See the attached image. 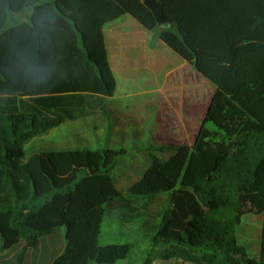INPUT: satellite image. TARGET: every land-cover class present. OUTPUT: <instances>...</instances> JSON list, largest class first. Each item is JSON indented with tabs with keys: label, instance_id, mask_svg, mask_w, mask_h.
Segmentation results:
<instances>
[{
	"label": "trees",
	"instance_id": "16d2710c",
	"mask_svg": "<svg viewBox=\"0 0 264 264\" xmlns=\"http://www.w3.org/2000/svg\"><path fill=\"white\" fill-rule=\"evenodd\" d=\"M158 1L163 25L143 0H0L1 250L65 227L51 264H115L133 245L99 246L107 208L147 210L164 192L152 243L163 248L143 264H264V0ZM124 14L214 91L193 143L148 146L150 165L122 192L113 172L124 149L26 157L24 144L66 119L110 115L116 79L103 27ZM248 213L263 214L256 257L238 242Z\"/></svg>",
	"mask_w": 264,
	"mask_h": 264
},
{
	"label": "rangeland",
	"instance_id": "374dc122",
	"mask_svg": "<svg viewBox=\"0 0 264 264\" xmlns=\"http://www.w3.org/2000/svg\"><path fill=\"white\" fill-rule=\"evenodd\" d=\"M30 14L28 10L16 14L15 19L24 21ZM109 28H114L112 35H108ZM104 31L108 36L109 57L119 55L123 61H131L130 73L125 70L116 76L114 96L107 102L110 115L102 117L98 113L66 119L26 141L24 149L26 157L40 151L124 149L126 154L119 157L113 177L117 188L125 192L150 165L148 146L193 143L214 85L152 32L141 28L129 14L106 24ZM155 154L164 160L171 152ZM167 201V193L162 192L147 210L107 208L99 246L133 245L128 256L115 264H143L151 252L154 259L158 258L163 245L153 248L152 243ZM262 223L263 214L248 213L242 216L237 229L238 242L252 257L258 254ZM10 263L6 259L4 264Z\"/></svg>",
	"mask_w": 264,
	"mask_h": 264
},
{
	"label": "crops",
	"instance_id": "0c3cea01",
	"mask_svg": "<svg viewBox=\"0 0 264 264\" xmlns=\"http://www.w3.org/2000/svg\"><path fill=\"white\" fill-rule=\"evenodd\" d=\"M124 15L120 16L118 19L111 21V22H115L119 20ZM141 28L143 27L141 26ZM144 30L147 31L146 29ZM103 32H104V40H105V45L107 49L108 60H109V63L113 71L115 79H116L117 74L122 75L125 72V70L129 71L130 73L131 61L129 59L123 61L119 55L118 56L112 55L111 57H109V50L107 47L108 36L104 31V27H103ZM113 33H114V28H109L108 35H112ZM118 33L120 32L118 31ZM110 98L107 99V102ZM56 231L57 233H55ZM65 234H66L65 227H58L54 229L52 232L42 236L40 238V241L34 246H27L24 240H19L15 245H13L12 247L8 249H5V250L0 249V264H4L6 262V259H8L11 262L10 264H51L53 260L59 254L63 252L66 246ZM54 235H56L57 237L53 238L52 236ZM1 244L2 242L0 239V248H1Z\"/></svg>",
	"mask_w": 264,
	"mask_h": 264
},
{
	"label": "water",
	"instance_id": "95a60500",
	"mask_svg": "<svg viewBox=\"0 0 264 264\" xmlns=\"http://www.w3.org/2000/svg\"><path fill=\"white\" fill-rule=\"evenodd\" d=\"M143 4L152 11L158 25H163L167 22L163 15L161 3L158 0H143Z\"/></svg>",
	"mask_w": 264,
	"mask_h": 264
}]
</instances>
